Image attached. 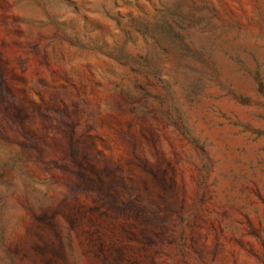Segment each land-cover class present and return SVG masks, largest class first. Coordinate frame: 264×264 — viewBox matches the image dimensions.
<instances>
[{
	"label": "rangeland",
	"instance_id": "rangeland-1",
	"mask_svg": "<svg viewBox=\"0 0 264 264\" xmlns=\"http://www.w3.org/2000/svg\"><path fill=\"white\" fill-rule=\"evenodd\" d=\"M0 264H264V0H0Z\"/></svg>",
	"mask_w": 264,
	"mask_h": 264
}]
</instances>
